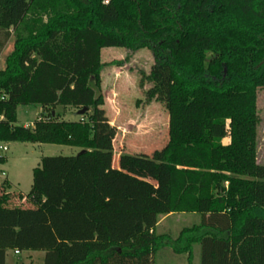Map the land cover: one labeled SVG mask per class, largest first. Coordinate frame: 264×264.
Returning a JSON list of instances; mask_svg holds the SVG:
<instances>
[{"label": "trees", "instance_id": "1", "mask_svg": "<svg viewBox=\"0 0 264 264\" xmlns=\"http://www.w3.org/2000/svg\"><path fill=\"white\" fill-rule=\"evenodd\" d=\"M12 35L0 142L81 150L42 157L27 194L0 183V264L11 250L43 251L41 264H155L164 246L193 264L195 243L200 264H264V0H0V50ZM104 47L152 51L149 96L170 114L163 150L114 154L116 130L100 108ZM28 105L47 118L18 124ZM57 106L86 111L64 120ZM109 129L104 143L98 133ZM173 213L200 222L176 239L157 234Z\"/></svg>", "mask_w": 264, "mask_h": 264}, {"label": "rangeland", "instance_id": "2", "mask_svg": "<svg viewBox=\"0 0 264 264\" xmlns=\"http://www.w3.org/2000/svg\"><path fill=\"white\" fill-rule=\"evenodd\" d=\"M14 43L15 37L12 35L0 50V70L6 66V59L14 50ZM101 62L104 65L101 70L100 91L107 99L104 111L110 116L111 103L114 104L115 100L116 102L120 100L119 105L124 117V119L121 118L124 120L121 124L123 128L113 134L115 139L119 141L122 136L125 143L127 142L126 146L136 152L146 151L147 154L152 155L156 150H163L168 142L169 110L161 97L153 96L150 100L146 98V91L153 87V82L148 80L155 64L152 51L143 48L132 52L124 47H104L101 50ZM35 109L34 105L20 109L18 124L33 122L37 118ZM257 110L260 119L257 134V161L264 164V87L258 89ZM79 111L74 107L60 106L57 115L60 119L76 121L82 116ZM48 113L49 111L43 117L47 118ZM111 126L109 123V127ZM94 134H96L95 129L91 132V135L94 136ZM98 134L104 143L111 140L109 138V135H112L110 129L105 134ZM222 142L229 143V138L223 139ZM123 148L121 143L118 151ZM79 151L78 147L60 144L11 142L9 149H0V156L5 158V161H0V182L5 177H9L13 183L10 189L27 194L33 184L32 168L40 164L42 157L76 155ZM16 201L17 199L14 200ZM169 215L157 228L156 233L168 234L172 239H176L183 228L200 222L199 214L173 213ZM163 216H160V219ZM38 252L40 253H34L32 256L21 253L16 261H14L15 255L11 253L7 260L11 264H41L44 260V252ZM200 256V243H195L193 264H200ZM154 261L155 264H187L188 254H178L170 246H164L158 248Z\"/></svg>", "mask_w": 264, "mask_h": 264}, {"label": "crops", "instance_id": "3", "mask_svg": "<svg viewBox=\"0 0 264 264\" xmlns=\"http://www.w3.org/2000/svg\"><path fill=\"white\" fill-rule=\"evenodd\" d=\"M151 82V81H150ZM151 89H152V87L149 89V90H147L146 91V98L148 99V100H150V99H152V97L153 96H149V92L151 91ZM107 99H105L104 98V104L101 106V107H103L104 108V110H105V107L107 106ZM119 102H120V100H118V102H116V100H115V103L114 104H112L111 103V108H112V110L110 109V116H109V114L108 113H106L105 112V114H106V117H107V119H108V123H110L112 126V128L113 129H116V132L118 131V130H120V129H122L123 128V126L121 125V124H123V121L124 120H122V119H124V117L122 116V114H123V112H122V109L120 108V105H119ZM35 106V110H36V114H37V118H35V120L33 121V122H31V123H29V124H23V126H33L34 125V122L37 120V119H40L41 117L42 118H44L43 117V115H45L46 114V110H44L41 106H39V105H34ZM23 107L24 106H19L18 107V110H17V120H18V123L20 122V120H19V110L21 109V110H23ZM26 107H28V106H26ZM60 106H57L56 108H55V110L53 111V114H56L57 112H58V108H59ZM77 109V108H76ZM79 110V109H78ZM58 114V113H57ZM111 117V119L109 120V118ZM122 118V119H121ZM80 119H82V117L80 118ZM79 119V120H80ZM118 142V143H117ZM117 142H116V140L114 141L113 140V149H115V150H117V148H118V146L122 143L123 144V149H127V146H126V144H127V142L125 143V141L122 139V136H121V138H120V140L118 141L117 140ZM10 144H11V142H9V143H5V142H0V146H3L4 148H6V149H9L10 148ZM80 149V148H79ZM81 150V149H80ZM127 151V150H126ZM115 152V151H114ZM122 152V150H119L117 153H114V154H117V156L120 154ZM35 167V166H34ZM34 167L32 168L33 170H34ZM4 174H5V172H3ZM3 180H7L9 183H10V186H12V181L9 179V177H5ZM2 180V181H3ZM1 181V182H2ZM0 182V183H1ZM10 189V188H9ZM15 190V189H14ZM10 191H13L12 189H10ZM168 216H170V215H165V216H163L160 220H159V222L157 223V225H156V227H155V232H156V230H157V228L158 227H160V225L162 224V222L168 217ZM11 253H13L14 255H15V258H14V261H16V258H17V256L19 255V254H21V253H24V254H27L28 256H32L34 253H40V252H38V251H22V252H20L19 254H16L15 253V250H11V251H9L8 253H7V257H6V260L8 259V256H9V254H11ZM45 254V253H44ZM29 260H32V258H29ZM7 263H9L8 262V260H7ZM9 264H11V263H9Z\"/></svg>", "mask_w": 264, "mask_h": 264}, {"label": "built area", "instance_id": "4", "mask_svg": "<svg viewBox=\"0 0 264 264\" xmlns=\"http://www.w3.org/2000/svg\"><path fill=\"white\" fill-rule=\"evenodd\" d=\"M0 149L3 150L4 147H3V146H0ZM3 175H5V174L3 173ZM15 253H16V254H19L20 252H19L18 250H15Z\"/></svg>", "mask_w": 264, "mask_h": 264}, {"label": "water", "instance_id": "5", "mask_svg": "<svg viewBox=\"0 0 264 264\" xmlns=\"http://www.w3.org/2000/svg\"><path fill=\"white\" fill-rule=\"evenodd\" d=\"M85 111H86V108H83V109H81V110L79 111V113L83 115V114L85 113Z\"/></svg>", "mask_w": 264, "mask_h": 264}]
</instances>
